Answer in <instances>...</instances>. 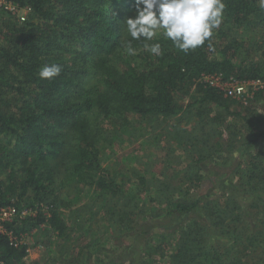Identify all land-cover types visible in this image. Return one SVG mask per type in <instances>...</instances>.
I'll use <instances>...</instances> for the list:
<instances>
[{"label":"trees","instance_id":"trees-1","mask_svg":"<svg viewBox=\"0 0 264 264\" xmlns=\"http://www.w3.org/2000/svg\"><path fill=\"white\" fill-rule=\"evenodd\" d=\"M6 1L29 10L21 22L0 10V208L33 212L3 222L0 264H29L23 237L42 224L65 238L64 210L73 201L63 190L67 185L91 188L102 218L121 233L150 218V233L142 224L136 228L146 235L137 244L138 264H157V256H167L169 264H264V114L251 105L232 108L235 100L214 87L190 93L201 74L264 80L262 61L244 53L252 45L264 59L260 0H224L221 26L188 54L154 38L163 50L159 57L145 50L152 42L134 41L126 30L133 0ZM129 42L135 55L126 52ZM51 64L61 66L60 75L41 79V68ZM180 95L189 96L186 104ZM210 106L216 112L209 117ZM194 110L210 130L216 123L224 130L226 144L215 140L212 146L219 157L238 148L242 162L230 174L237 176L233 184L227 178L223 189L196 194L167 178L158 182L162 170L153 178L133 170V191L103 165L100 144L107 136L99 122L115 118L122 125L128 114L167 118ZM193 153L188 171L199 179L208 155ZM116 251L105 264H124ZM127 264H136L134 258Z\"/></svg>","mask_w":264,"mask_h":264},{"label":"rangeland","instance_id":"rangeland-1","mask_svg":"<svg viewBox=\"0 0 264 264\" xmlns=\"http://www.w3.org/2000/svg\"><path fill=\"white\" fill-rule=\"evenodd\" d=\"M9 15L21 22L16 14L10 13ZM252 50L253 46L249 45L244 52L247 54V58L254 62L259 59L264 64V59L259 57V53L255 54ZM222 73L226 77L237 78L233 73ZM207 87L209 85L200 75L192 85L190 93L195 94L197 88ZM252 90V87L248 88L249 93ZM260 92L262 94H259ZM222 96L235 100L230 101L232 108L239 110L246 105H251L257 109L258 113L264 114V88H254L253 94L245 100L225 96L223 92ZM179 99L181 103L186 104L189 96L182 98L180 95ZM190 112L194 113L183 111L167 118L128 114L129 123L122 125L121 121L115 118L110 124L99 122L98 125L103 128L101 133L107 136V139L100 144L103 165L117 178L122 179L124 184L133 191L136 190L133 170H138L140 174H145L149 178L156 175L154 172L159 173L162 170L164 173L156 175L158 182L167 178L171 185L174 184L181 189L189 187V191L195 193L215 192L223 189L227 178V184L230 183V179L233 184L237 176L230 174L234 166L238 162H242L238 148H234L231 154L227 151L226 155L222 154L220 155L222 157H219L212 150V146L215 140L226 144L224 130H221L217 123L210 130L205 115H198L200 117L198 118L196 115L198 111ZM215 112L214 106H210L207 111L209 117ZM226 118L240 127V123L235 117L233 120L231 117ZM189 152H194V158L199 156L200 152H205L204 154L208 155L202 162V168L198 171L202 176L199 179H194L192 173L188 171V165L192 164ZM196 181H199V187H191L192 182ZM63 190L69 191L73 198L72 205L64 210L69 225L68 233L65 238L59 237L45 224L33 229L23 237V241L28 246L25 257L27 263L105 264L111 252L117 250L115 254L119 255L124 264H127L132 258L138 264L139 252H141L138 243L146 235L142 234L143 232H136V228L142 224V230L148 229L150 233L154 230L153 225L149 223L150 218L146 217L144 221L140 219L134 221L129 232L121 233L116 228L109 226L107 221L102 218V203L94 196L91 188L79 187L75 189L72 185H67ZM154 190L156 189L152 188L153 192ZM142 195L145 198L147 193L144 192ZM237 195L239 196V194ZM243 203L245 204L246 201ZM110 235L116 237L112 239ZM120 235L124 237L120 238ZM135 247H137L136 250H134ZM157 258V264H169L167 256L163 259L158 256ZM146 264L153 263L146 261Z\"/></svg>","mask_w":264,"mask_h":264},{"label":"clouds","instance_id":"clouds-1","mask_svg":"<svg viewBox=\"0 0 264 264\" xmlns=\"http://www.w3.org/2000/svg\"><path fill=\"white\" fill-rule=\"evenodd\" d=\"M134 15L126 19V30L134 41H154L162 36L188 54L209 41L219 29L224 17V0H133ZM264 8V0H260ZM145 50L155 57L163 55L159 42L146 43ZM128 55H135L131 42L126 45ZM59 64L41 68V79L51 80L60 75Z\"/></svg>","mask_w":264,"mask_h":264},{"label":"built area","instance_id":"built-area-1","mask_svg":"<svg viewBox=\"0 0 264 264\" xmlns=\"http://www.w3.org/2000/svg\"><path fill=\"white\" fill-rule=\"evenodd\" d=\"M0 10H6L23 21L25 20L29 8H23L15 3L6 0H0ZM201 78L211 87L217 88L223 92L225 96L247 99L253 94L254 88H264V80L262 79H238L234 77H226L222 72H213L201 74ZM252 87L249 93L248 88ZM32 213L30 208L18 209L16 206L9 205L0 208V231H3V222L12 220L15 216H23Z\"/></svg>","mask_w":264,"mask_h":264}]
</instances>
